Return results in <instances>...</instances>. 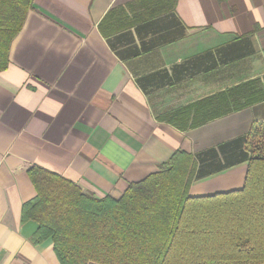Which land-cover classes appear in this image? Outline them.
Masks as SVG:
<instances>
[{"label": "crops", "instance_id": "0c3cea01", "mask_svg": "<svg viewBox=\"0 0 264 264\" xmlns=\"http://www.w3.org/2000/svg\"><path fill=\"white\" fill-rule=\"evenodd\" d=\"M0 72V264H59L21 164L117 198L176 150L188 194L242 188L264 123V0H34Z\"/></svg>", "mask_w": 264, "mask_h": 264}, {"label": "trees", "instance_id": "16d2710c", "mask_svg": "<svg viewBox=\"0 0 264 264\" xmlns=\"http://www.w3.org/2000/svg\"><path fill=\"white\" fill-rule=\"evenodd\" d=\"M33 2L0 0V72ZM245 148L242 188L201 197L188 195L196 161L182 150L117 198L21 164L35 192L21 217L38 225L32 244L51 240L59 264H264V123L251 124Z\"/></svg>", "mask_w": 264, "mask_h": 264}, {"label": "rangeland", "instance_id": "374dc122", "mask_svg": "<svg viewBox=\"0 0 264 264\" xmlns=\"http://www.w3.org/2000/svg\"><path fill=\"white\" fill-rule=\"evenodd\" d=\"M189 195V194H188Z\"/></svg>", "mask_w": 264, "mask_h": 264}]
</instances>
